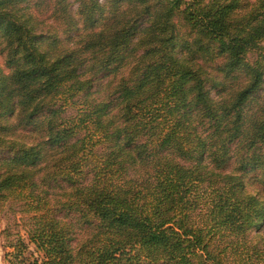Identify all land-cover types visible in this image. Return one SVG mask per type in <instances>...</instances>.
I'll return each instance as SVG.
<instances>
[{
  "label": "trees",
  "instance_id": "16d2710c",
  "mask_svg": "<svg viewBox=\"0 0 264 264\" xmlns=\"http://www.w3.org/2000/svg\"><path fill=\"white\" fill-rule=\"evenodd\" d=\"M33 1L0 0L8 263L260 264L264 0Z\"/></svg>",
  "mask_w": 264,
  "mask_h": 264
},
{
  "label": "rangeland",
  "instance_id": "374dc122",
  "mask_svg": "<svg viewBox=\"0 0 264 264\" xmlns=\"http://www.w3.org/2000/svg\"><path fill=\"white\" fill-rule=\"evenodd\" d=\"M70 1L73 2V0H70ZM31 6H32V10L35 11V13H37L38 15L47 14L45 5L43 6V9H41V11L37 10L36 8H34L37 6L35 1L31 0ZM72 8L75 9V4L72 5ZM47 22L54 23L51 18L48 19ZM44 26L48 27L46 22L44 23ZM253 55H256V53H254ZM0 62H2L1 55H0ZM99 82L100 80L97 81V85L95 84L94 86L95 89L97 88ZM72 97H73L72 99L69 98V96L68 98H63L65 102L64 108H63L65 109V111L63 113L65 117L68 116V118L70 119L74 118V121H76L78 119V114L81 111L80 109H83L85 106V102H84V98L80 94H74ZM82 131H83L82 133H84L85 130H82ZM256 188H260V191H261L260 195L264 196V186L262 184L258 183L257 181L255 182L251 181V183L249 184L247 183V189H256ZM24 196H27V195L26 194L21 195V196L17 195L15 197L11 196L4 203L2 207V211L0 212V229H3V228L9 229L12 232V235H16L17 232L19 231L24 236V238H26L27 234L25 233V229H27L28 225L30 224L31 219L30 217H28L30 215V212L28 208H26L25 203L27 202H24L25 201ZM262 232L264 233V224L262 227ZM252 234L253 232H250L249 237H251ZM229 239H231V235L225 236V241ZM6 245H7V239L4 236V232L0 231V264H9L7 258L5 257V251L11 250L12 248ZM32 248L33 246L30 245V251L32 250ZM238 248L239 247L236 246L235 244V246L231 248L232 249L231 252H236ZM27 254H30V252H27ZM258 263L264 264V253L262 254Z\"/></svg>",
  "mask_w": 264,
  "mask_h": 264
}]
</instances>
